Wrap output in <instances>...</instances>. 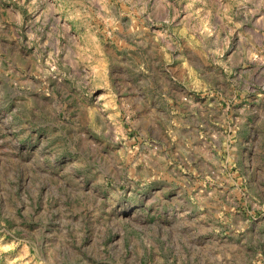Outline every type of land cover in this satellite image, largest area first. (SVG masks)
Listing matches in <instances>:
<instances>
[{
	"label": "rangeland",
	"instance_id": "374dc122",
	"mask_svg": "<svg viewBox=\"0 0 264 264\" xmlns=\"http://www.w3.org/2000/svg\"><path fill=\"white\" fill-rule=\"evenodd\" d=\"M0 264H264V0H0Z\"/></svg>",
	"mask_w": 264,
	"mask_h": 264
},
{
	"label": "crops",
	"instance_id": "0c3cea01",
	"mask_svg": "<svg viewBox=\"0 0 264 264\" xmlns=\"http://www.w3.org/2000/svg\"><path fill=\"white\" fill-rule=\"evenodd\" d=\"M174 65H176L175 67L173 66L175 70H176V68H179V67H178V65H179V61H178L177 63H175ZM173 67H172V65H171L170 69L172 70ZM173 72H174V71H173ZM171 73H172V72H171Z\"/></svg>",
	"mask_w": 264,
	"mask_h": 264
}]
</instances>
